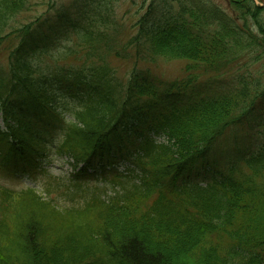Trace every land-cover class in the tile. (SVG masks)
I'll return each mask as SVG.
<instances>
[{
	"label": "trees",
	"instance_id": "1",
	"mask_svg": "<svg viewBox=\"0 0 264 264\" xmlns=\"http://www.w3.org/2000/svg\"><path fill=\"white\" fill-rule=\"evenodd\" d=\"M225 2L218 20L203 2L180 3L119 47L109 0H81L28 24L17 17L29 0H0V46L14 42L0 73V166L45 173V140L55 132V151L84 164L69 184L51 177L45 193L0 184V264H264V141L209 182L183 177L256 99L240 79L193 88L264 50V6ZM111 55L183 60L184 79L157 81L135 64L121 80ZM54 83L75 95V109L58 105ZM118 159L133 168L110 170V192L87 184L88 168L105 175ZM59 194L82 200L64 207Z\"/></svg>",
	"mask_w": 264,
	"mask_h": 264
},
{
	"label": "rangeland",
	"instance_id": "2",
	"mask_svg": "<svg viewBox=\"0 0 264 264\" xmlns=\"http://www.w3.org/2000/svg\"><path fill=\"white\" fill-rule=\"evenodd\" d=\"M78 1L81 0H29L30 7L28 11L21 12L18 15V22L28 24V22L33 21L36 18H44L46 16H51L52 12L56 8H70L71 11ZM98 1V0H97ZM203 2L204 5L209 6V10L212 14V18L215 20L219 19V16L215 12L226 11L225 0H109L110 10H112L111 18L117 24V41L119 42V47L129 38L136 35L139 26H141L144 21H150L153 23L158 22V20L167 17L171 14L174 9H177L180 3H194L198 4ZM255 4L264 6V0H253ZM77 3V4H76ZM54 5V7H51ZM78 7V6H77ZM207 9V8H206ZM208 10V9H207ZM262 22L264 24V12L260 14ZM257 36L259 31L257 27L251 26ZM13 41L9 38L0 46V73L6 71L7 69V55L9 50L13 47ZM122 43V44H120ZM252 50L255 53H250L247 57H242L239 60V64L232 70H228L223 73H211L206 74L199 79V81L194 85V89L197 92L204 93L207 88H224L228 86L229 83H234L237 80H241L243 84L248 86L251 95L254 94L256 99L254 100L252 110L245 117V122L241 126L230 127L226 130L224 134L219 137L211 146L217 145L211 152V154H206L198 158L195 165L191 168L190 172H187L183 177H187L191 182H209L214 174L219 177L217 171L227 165L229 166L234 158H237L238 151L249 152L257 148L264 141V50L262 47H254ZM132 53V52H131ZM133 54V53H132ZM254 58L248 59L250 56ZM133 58L129 57H117L111 55L109 59V67L111 66L116 70V76L121 80L126 79L132 73L134 66L139 68L140 72H144L146 76H150L157 81H168L173 79L181 81L184 79V61L183 60H163L157 59L154 61H146L145 63L140 61L136 63ZM235 80V81H234ZM59 84H53V90L57 95L58 105L62 107L64 111H69L75 109L77 105V98L75 95L68 93L65 89L58 88ZM193 92V91H192ZM194 93V92H193ZM160 110L159 104H157L152 113ZM151 110H143L145 115H148ZM0 124L2 121L0 119ZM157 142L165 141L164 136H154ZM47 143L45 142L44 156L41 158L42 166L47 169L48 175L42 172H36L33 176H29L23 172L7 173V169H3L0 166V184H4L10 189L14 188L17 190L24 189L25 187L37 188L38 191L45 192L47 189V184L52 182L49 178L50 174L56 178H60L66 184L74 179V166L71 163H66L65 158H61L58 153L55 152V146L58 143V133L50 134L46 136ZM219 142V143H218ZM218 143V144H217ZM209 153V152H208ZM0 161H2L3 155ZM208 156V157H206ZM129 163H117L115 170L124 173ZM93 177L86 178L89 185L97 184L100 186H106V191L110 192L112 185L109 184V178L111 177L109 172H105L107 179L103 180L102 174L99 169H97ZM200 180V181H199ZM73 182V181H72ZM54 197V196H53ZM59 205L64 207H69L72 203L80 201L79 197L70 201L65 195L59 194V196L54 197Z\"/></svg>",
	"mask_w": 264,
	"mask_h": 264
},
{
	"label": "bare ground",
	"instance_id": "3",
	"mask_svg": "<svg viewBox=\"0 0 264 264\" xmlns=\"http://www.w3.org/2000/svg\"><path fill=\"white\" fill-rule=\"evenodd\" d=\"M199 79H200V78H199ZM199 79H198V81H199ZM154 136H156V135H154ZM164 137H165V136H164ZM165 139H166V138H165ZM156 142H157V141H156ZM158 143H161V142H158ZM70 161H71V160H70ZM70 161H69L68 163H70ZM117 161H118L117 163H125V162H128L129 164H131V161H129V160H122V159L119 160V159H118ZM71 164H72V163H71ZM72 165H73V164H72ZM95 165H99V163H95ZM73 166H74V165H73ZM82 166H84L83 163L79 164V165L76 166V167L74 166V169L77 168V171H78V170L81 169ZM89 169L91 170V168H88V170H89ZM77 171H75V172H77Z\"/></svg>",
	"mask_w": 264,
	"mask_h": 264
}]
</instances>
